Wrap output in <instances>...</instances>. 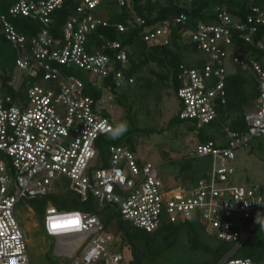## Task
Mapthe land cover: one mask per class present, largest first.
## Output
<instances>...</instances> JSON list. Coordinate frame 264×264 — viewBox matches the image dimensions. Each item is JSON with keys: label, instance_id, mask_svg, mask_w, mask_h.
<instances>
[{"label": "built area", "instance_id": "1", "mask_svg": "<svg viewBox=\"0 0 264 264\" xmlns=\"http://www.w3.org/2000/svg\"><path fill=\"white\" fill-rule=\"evenodd\" d=\"M109 1L76 0L61 37L51 35L48 27L52 13L65 0H14L7 12L0 11V30L15 48L16 67L26 78L23 97H15L0 81V264H31L17 203L47 196L54 181L63 177L80 200L93 197L99 204L113 206L120 218L143 231L152 232L165 220L177 223L200 217L218 239L233 244L216 264H264V260L233 256L264 219V187L231 182L235 150L264 137V40L253 37L264 24V5L250 6L244 18L218 6L217 21H200L185 30L184 40L196 43L206 61L199 67L180 65L178 116L197 129L220 127L223 137L198 143L193 152L212 157L210 172L192 187H168L157 164L142 160L124 144H111L108 165H96L98 140L115 125L113 105H105L115 95L112 87L119 89L134 80L119 67L128 64L119 40L99 34L101 47L92 40L100 25L110 24L104 8ZM116 1L128 7L131 22L146 23L134 12L131 0ZM191 1L186 0L184 7ZM21 16L37 20L42 29L33 35L19 31L13 21ZM186 20V13L163 19L146 27L143 38L150 46L168 45L173 28ZM116 27L124 31L126 26ZM237 32L239 39L262 51V60L243 52L234 39ZM230 64L234 71L250 73L259 91L255 106L245 113L248 129L241 134L219 120L218 104L226 102ZM81 70L97 77L90 82L103 89L102 96L86 93ZM105 90L113 96L107 99ZM43 217L44 231L56 238V253L71 259L59 264H121L123 255L104 232L106 225L98 213L60 208L52 200L46 203ZM68 221L75 225H61Z\"/></svg>", "mask_w": 264, "mask_h": 264}, {"label": "rangeland", "instance_id": "2", "mask_svg": "<svg viewBox=\"0 0 264 264\" xmlns=\"http://www.w3.org/2000/svg\"><path fill=\"white\" fill-rule=\"evenodd\" d=\"M204 55L199 53L197 57ZM150 68L157 69L155 63H150L144 70L146 78L156 80L150 73ZM232 71L233 66H228ZM84 79H97L92 73L81 70ZM24 71L15 67L12 84L18 87L25 83ZM156 89V88H155ZM117 96L125 102L119 104L117 96L105 103L113 105L112 115L114 123L117 124L126 120L135 146L136 154L144 161H151L160 167L168 187H173L182 177V171L190 172L197 178L205 176L212 170V157L194 156L197 144L202 135L223 137L222 128L208 126L197 129L193 122L188 119L171 121L180 107V99L172 87H166L161 102H156V92H148L138 86L125 85L118 90ZM123 91V93H122ZM156 93V94H155ZM105 97L108 99L113 94L105 90ZM127 136V133L124 135ZM262 141V148L259 142ZM251 146L239 147L235 150L236 159L232 162L235 173L231 182L236 185H250L259 183L264 187V137L255 138ZM175 180L176 183H175ZM173 181V182H172ZM46 198L33 197L22 199L17 203L16 210L29 240V254L31 264H50L65 261L70 258L56 253V238L48 236L43 228L42 209L52 198L77 197L70 188V181L63 177L54 181L52 190ZM98 215L106 224L104 232L113 238L119 253L124 256L121 264H212L213 249L219 244V240L210 226H206L203 219L193 217L177 222V228L164 230L154 234L139 233L132 240L125 233L131 229V225L123 220L121 225L118 214H115V207L105 206L95 201ZM65 209H70L65 206ZM42 211V210H41ZM264 235V219L248 240L257 241ZM135 246L134 252L132 247Z\"/></svg>", "mask_w": 264, "mask_h": 264}, {"label": "trees", "instance_id": "3", "mask_svg": "<svg viewBox=\"0 0 264 264\" xmlns=\"http://www.w3.org/2000/svg\"><path fill=\"white\" fill-rule=\"evenodd\" d=\"M13 1L14 0H1L0 11L7 12ZM131 2L134 12L146 20L145 24L138 25L137 23L131 22V12L128 7L121 6L116 0H112L107 2L104 7L108 11L107 15L109 16L108 21L110 24L108 26L100 25L96 33L92 36V40L95 41L98 47H101L103 44V39L99 34H103L105 38L110 40H119L126 49L128 55V64L125 66L119 65V67L126 73L127 77L134 78L133 82H128L125 85L138 86L140 89L150 93H157L158 91V93L154 95L157 103L163 100V93L164 91L166 92V87L167 89L168 87H172L177 94L180 85L178 74L181 64H186L190 67H199L206 61L204 56L197 57V54L201 52L196 47V43L184 40V32L187 28L197 26L200 21H217L216 8L218 6H225L232 15L244 18L249 12L250 6L264 5V0H192L187 8L183 5L186 3V0H178L177 3L174 0H165L164 4L154 0H131ZM180 4L182 6H180ZM75 8L76 0H65L64 6L52 13L53 21L48 27L51 35L62 36L64 24L74 14ZM180 13H186L187 20L184 24H178V26L173 28L171 41L168 45L150 46L146 43L143 38L146 27H152L160 23L163 19L177 16ZM13 22L17 29L26 35H33L43 27L37 20L30 17L21 16L14 19ZM118 23L125 24L126 27L124 31H119L117 29L116 24ZM253 37L255 41L264 40V24H259L258 31L254 33ZM234 39L237 44H241L243 52L250 53L260 60L263 59L262 51L251 43L239 39L238 32L235 33ZM15 58V48L0 30V81L15 97H23L24 94H26V84L21 83L18 87L12 84L14 69L16 67ZM150 63H155L157 66V69L150 68V73L154 75L156 80L145 77L144 70ZM86 82V93L96 98L102 96V88L99 89L98 86H95L89 80ZM112 91L116 94L119 92L115 87H112ZM225 91L226 102L224 104L219 102L218 104L219 120L227 123L229 127L238 134L246 132L248 128L245 122V113L248 109L255 106L256 99L259 95L255 79L240 69L235 72H229L225 80ZM116 99L119 104H124L125 102L121 99L120 95L117 96ZM179 103L181 107V102ZM178 111L171 121L181 120L178 116ZM131 133L132 130L129 129L127 136H122L117 140H110L107 135L100 137L98 140L99 155L96 159V165L100 167L108 165L110 154L109 146L111 144H124L136 152L135 143L132 137L129 136ZM209 138H213V136L202 135L200 137V143L205 142ZM253 140L248 145L251 146V149L253 148ZM262 144V141H260L258 144L260 148H262ZM46 197L48 196L40 198ZM52 200H54L60 208L67 206L70 209L79 208L83 210H92L96 213L99 211L96 208L93 197H90L86 201H82L78 197L72 199L63 198V200L54 197ZM44 207L40 209L38 213L41 214L43 212L44 214ZM115 214L117 213L115 212ZM119 220L124 227L123 219L119 217ZM176 224L177 223H170L165 220L152 232L137 229L130 224L131 229L128 231L124 228V233L132 240V238L139 235V233L154 234L164 231L165 229L171 230L177 228L178 225ZM258 226L245 240L244 245L234 252L233 256L248 257L255 262L264 260V235L259 240L250 241L248 243V240L253 236ZM232 247L233 244L231 242L220 239L219 244L212 251L214 255L212 264H216L220 261ZM134 251H136L135 246L132 247V252ZM134 264H137V262Z\"/></svg>", "mask_w": 264, "mask_h": 264}, {"label": "clouds", "instance_id": "4", "mask_svg": "<svg viewBox=\"0 0 264 264\" xmlns=\"http://www.w3.org/2000/svg\"><path fill=\"white\" fill-rule=\"evenodd\" d=\"M120 89V88H119ZM116 89V90H119ZM114 96H117L116 93H114ZM114 99V97H113ZM112 99V100H113ZM129 130V124L126 120H122L120 122H118L117 124H115L114 126H111L109 131H108V139L110 140H117L119 138H121L122 136H124Z\"/></svg>", "mask_w": 264, "mask_h": 264}, {"label": "crops", "instance_id": "5", "mask_svg": "<svg viewBox=\"0 0 264 264\" xmlns=\"http://www.w3.org/2000/svg\"><path fill=\"white\" fill-rule=\"evenodd\" d=\"M230 72H235V71H234V69H232V71H230ZM246 74H248L250 77L254 78L250 73H246ZM197 179H198L197 176L196 177L192 176L190 172L182 171V177L180 179H178V181L175 180V183L177 181V183H181L178 185H184V186L192 187L196 184ZM164 180H165V178H164ZM167 184H171V183H167Z\"/></svg>", "mask_w": 264, "mask_h": 264}, {"label": "bare ground", "instance_id": "6", "mask_svg": "<svg viewBox=\"0 0 264 264\" xmlns=\"http://www.w3.org/2000/svg\"><path fill=\"white\" fill-rule=\"evenodd\" d=\"M61 225H63V226L66 225V226L70 227V226L75 225V223H73V222H71V221H70V222L68 221V222H63V223H61Z\"/></svg>", "mask_w": 264, "mask_h": 264}]
</instances>
